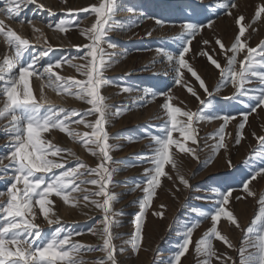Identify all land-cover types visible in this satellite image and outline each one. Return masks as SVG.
Masks as SVG:
<instances>
[{"label":"rangeland","instance_id":"obj_1","mask_svg":"<svg viewBox=\"0 0 264 264\" xmlns=\"http://www.w3.org/2000/svg\"><path fill=\"white\" fill-rule=\"evenodd\" d=\"M100 2L101 0H36V3L23 7L20 16L15 19L6 11H0V21L5 29H12L32 45L10 72L5 59L13 58L15 49L8 44L5 35H0V75H4L5 80L13 73L18 74L19 67L28 63L33 55H39L49 45L52 47L48 56L34 65L35 72L29 77V87L36 100L41 101L43 96V100L47 101L41 109L42 114L49 105H55L57 110H77L81 114L91 107L86 101L76 98V89H71L73 94H69L58 87L63 81H58L55 75L50 78L45 68L49 63L54 64L60 60L61 65L53 68L56 74L64 78H86L71 64L83 66L87 63L81 58L84 52L77 46H85L90 42L87 39L88 29L95 22V14L91 11H76L75 15L70 16L68 9H86L92 5L98 6ZM226 2L229 4L228 8L220 7ZM232 4L235 7H231ZM261 6H264V0H116L115 24L108 32L107 43L104 44L107 57L113 58V63L103 72L106 82L101 88V94L109 105L105 127L110 137V155L114 162L111 164L114 172L110 190L116 196L112 204L115 213L113 219L116 222L112 227V243L117 264H170L179 245L186 238L188 228L192 229L190 245L179 264H204L205 260L209 264H223L225 261L226 264H241L242 247H245V255L255 251L247 248L244 240L247 229L257 227L253 225V221L261 213L264 174L257 176L249 185L255 195H248L243 190L242 181L264 167V161L257 158V154L264 151L258 144V138L264 136V105L251 112L250 109L256 106V102L237 93L230 82L221 83L220 70L210 62L209 57L215 59L222 68L227 67L228 57L233 55L229 49L239 33L236 20L240 16L244 17L242 24L246 29L241 39L247 47L258 48L264 43V13L256 16ZM4 8L5 4L0 3V9ZM209 19L212 20L211 26L202 28L191 38L189 51L184 58L204 81L208 91L212 93L211 97L187 67L180 69L181 83L176 84L178 65L175 59L170 61L167 58L168 55L178 57L185 23L206 25ZM61 20L66 21L63 25L65 31L55 27ZM158 20L161 23H157ZM184 39H188L187 35ZM217 40L224 45V50L216 43ZM246 54L247 48L237 55L236 70H239V62ZM67 61H71V64ZM256 70L264 72V67H257ZM3 86L4 80H0V110L6 100L2 94ZM124 87L131 90L123 91ZM189 88L196 93L195 96L188 91ZM245 88L251 95H256L264 88V83L256 77H250ZM19 90L23 91V85ZM232 96L236 99H224ZM201 100L206 103L201 105ZM166 102L184 112L200 113L202 118L193 122L198 142H185L179 132L173 133L174 139L185 142L186 147L192 148L194 153H182L173 146L172 155L176 167L173 168L171 164L165 166L167 175L161 177L160 186L156 188L151 204L144 213L142 243L139 249L134 250L131 241L135 239V218L141 211L139 201L145 195V169L151 167L145 156L150 155L156 147L152 136L162 134L167 120L166 110L162 106ZM240 113H248L242 130L239 129L243 119ZM223 115L233 116L235 119L230 120L224 128L226 147L216 149L215 145L219 142L217 133L224 121L209 117ZM79 118L72 117L73 120ZM84 118L94 122L96 117L91 115ZM178 119L187 122L185 116L178 115ZM21 123L26 124V121ZM68 127L81 136L91 131L84 124L69 123ZM12 130L11 115L0 117V158H4L0 164V192L5 193L0 196V202L7 201V188L11 184V169L6 172L3 169L10 164L7 156L10 145L14 142ZM238 135L239 143L236 142ZM41 139L64 150L49 158L60 163L66 161L65 170L75 167L78 162H83L90 168H95L99 163L98 158L91 154L79 138H73L58 128L42 132ZM246 161L249 163L246 164ZM55 171L59 174L60 170ZM181 176L188 181V186L181 181ZM91 178L94 177L84 176L80 179ZM80 188L94 190L96 186L81 184ZM214 188L220 192L232 189L226 207L240 225L237 228L226 217H221L218 221V231L233 245L230 248L213 238L212 246L216 256L220 257L219 260L216 256L207 257L196 250L197 242L213 226L211 213L217 206L216 201L220 199L218 193L212 191ZM72 195L78 200L76 206L65 204L60 197L51 196L54 214L50 213L49 218L55 220L58 216L59 226L65 231L80 233L72 237L74 242L87 246L79 253L80 264H100L106 256L100 250L103 245L100 235L103 226L99 222L103 213L95 205L83 201V191ZM34 211L35 223L43 233L55 230L57 225L50 226L38 206ZM227 257L232 259L227 260Z\"/></svg>","mask_w":264,"mask_h":264},{"label":"snow or ice","instance_id":"obj_2","mask_svg":"<svg viewBox=\"0 0 264 264\" xmlns=\"http://www.w3.org/2000/svg\"><path fill=\"white\" fill-rule=\"evenodd\" d=\"M0 3L5 4V8L0 9V11H6L11 18L15 19L20 16L23 7L36 3V0H0ZM115 6L116 0H101L98 6L92 5L89 8L80 10L68 9L70 16L75 15L76 11H91L95 14V22L88 29L87 39L90 42L85 46H77L79 50L84 52L81 58L85 59L87 63L80 66L67 61L78 72H82L83 76L86 77L85 79L64 78L56 74L53 68L61 65L60 60L55 61L54 64L49 63L45 68L50 78L55 75L58 81H63L58 87L62 88L64 92L73 94L71 89H76L74 93L76 98L86 101L91 106L85 113L81 114L77 110L66 111L63 108L57 110L55 105H49L47 110L43 114L41 113V109L44 108V104L47 101L43 100V96L41 101L36 100L29 87V77L35 72L34 65L52 51L50 45L39 55H33L28 63L20 66L18 74L13 73L7 80H5L4 75H0V80H4L2 94L6 97L4 107L0 110V117L11 115L13 122L12 131L14 132V142L10 145V151L7 156L10 164L3 169L5 172L11 169L12 176L11 184L7 188L8 199L6 202H0V264H80L79 253L82 248L87 246L72 240L74 235H79L80 233L65 231L59 226L60 219L58 216L55 220L49 218V214L53 213L51 196L60 197L65 204L71 203L76 206L78 200L72 194L78 191L84 192L83 201L90 202L103 213V218L99 222L103 226L100 232L103 245L100 250L104 251L106 256L105 260L101 261L100 264H106V262L107 264H117L112 243V227L116 223L113 219L115 213L112 204L116 200V196L110 190L114 172L111 164L114 162L110 155L112 149L109 143L110 137L105 127L109 114V105L101 94V88L106 82L103 72L113 63V58L107 57L104 44L107 43L106 36L108 32L115 24ZM38 7L42 8L43 6L38 5ZM220 7L228 8L229 4L226 2L221 4ZM231 7H235V4H232ZM129 11L132 10L129 9ZM261 13H264V6L258 9L256 16L259 17ZM243 21V16L238 17L236 20L239 26V33L229 49L233 55L228 57L227 67L222 68L211 57H209V60L220 70L221 83L230 82L237 93L241 96H247L249 100L256 102V106L250 109L251 112H255L258 107L264 105V88H261L258 94L251 95L249 90L245 88V84L249 82L250 77H256L264 83V72L256 70L257 67H264V43L259 45L258 48L247 47L246 43L241 39L246 31L242 24ZM65 22V20H61L55 24V27L65 31L66 29L63 27ZM157 23H161V21L158 20ZM211 24V19L207 21L206 25L203 23H185L183 25L184 31L180 37L183 42L178 57L167 56L170 61L175 59L178 65L176 68V84L181 83L182 73L180 69L187 67L192 75L199 80L201 88L204 89L209 97L212 96V93L208 91L204 81L191 69L184 57L189 51L191 38L202 28L210 27ZM120 26L123 27V25ZM0 35H5L8 44L15 49V56L5 59V64L11 72L32 45L27 39L17 35L12 29H5L2 21H0ZM185 35L188 37L187 40L184 39ZM216 43L220 45L221 50H224V45L219 40ZM108 46L113 47L111 44H108ZM245 48H247V54L239 62V70H236L237 55L243 52ZM257 57H260V59H257ZM21 85H23L22 92L19 90ZM130 90L129 87L123 88V91ZM188 91L192 95H196L191 88ZM151 94L155 95V93ZM160 94L166 95L165 93ZM197 99H199L198 96ZM224 99L231 100L236 99V97H224ZM200 103L204 105L206 102L201 100ZM162 107L166 110L167 120L163 126L162 134L152 136L156 145L153 152L145 156V159L150 161L151 167L145 169L147 176L146 184L143 187L145 195L139 201L141 211L135 218V239L131 241L134 250L139 249L142 243L144 213L151 204L156 188L160 186L161 177L167 175L165 166L171 164L173 168L176 167L172 155L173 146L177 147L182 153H194L192 148L186 147L185 142L188 140L193 143L198 142L196 139L197 129L194 127L193 122L202 118L200 113L184 112L179 107H174L167 102ZM18 112L20 115H17ZM117 114H119V110ZM91 115L96 117L94 122L85 120V116ZM178 115L187 117V122L178 119ZM240 115L243 119L239 124V129L242 130L245 127L248 113H240ZM73 116H79L80 118L73 120ZM209 119H223L224 123L217 133L219 142L215 145V148L226 147L224 144V128L235 117L223 115L221 117H209ZM22 121H26V124H22ZM69 123L84 124L91 131L81 136L80 133L68 127ZM50 128H58L73 136V138H79L91 154L98 158L99 163L97 166L90 168L83 162H78L75 167L65 170L66 161L60 163L49 158L50 155L56 156L61 151H64L41 139V133L48 131ZM174 132H179L185 142L174 139ZM236 142H240L239 135ZM258 144L264 150V136L258 138ZM257 158L264 161V151L259 152ZM3 159L0 158V164L3 163ZM245 163L248 164L249 161ZM229 164L231 165L230 161ZM57 169L60 170L59 174L55 171ZM262 174H264V167H260L248 179L242 181L243 190L248 195H255L249 185L251 181ZM84 176L94 178L80 179ZM180 179L185 186H188L187 180L182 176ZM78 180L79 183H77ZM81 184H91L96 186V188L94 190L81 189ZM18 185H22V187H18ZM137 186L139 187V185ZM212 191L218 193L220 197L216 201L217 206L211 213L213 226L196 244L197 252L203 253L207 257L216 256L212 246L213 238L219 239L230 248L233 247L228 238L217 229L216 225L221 217H226L230 223L235 224L237 228L240 227L233 213L226 207L229 203L232 189L229 188L226 192H220L214 188ZM4 195V192H0V196ZM91 197L99 199H91ZM260 204L261 213L253 221V225L257 227H249L244 240V245L255 251L245 255V247H242L240 249L241 264H264V196L261 197ZM36 206L39 207L40 213L50 226L53 224L57 225L54 231L45 234L40 226L35 223L36 212L34 208ZM156 215H162V213H156ZM89 231L96 234L92 229H89ZM191 235L192 229L188 228L186 238L179 245L170 264H179L189 248ZM216 259L219 260L220 257L216 256ZM231 259V257H227V260ZM204 264H209V261L205 260ZM223 264H226V261Z\"/></svg>","mask_w":264,"mask_h":264}]
</instances>
